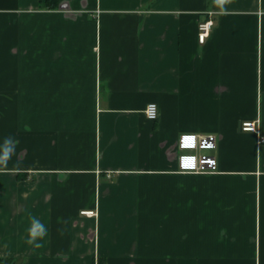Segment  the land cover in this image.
Masks as SVG:
<instances>
[{"label":"crops","instance_id":"0c3cea01","mask_svg":"<svg viewBox=\"0 0 264 264\" xmlns=\"http://www.w3.org/2000/svg\"><path fill=\"white\" fill-rule=\"evenodd\" d=\"M254 120L264 134V0H0V260L264 264ZM183 135L216 139L194 154L217 172L179 169Z\"/></svg>","mask_w":264,"mask_h":264},{"label":"built area","instance_id":"2783aa9c","mask_svg":"<svg viewBox=\"0 0 264 264\" xmlns=\"http://www.w3.org/2000/svg\"><path fill=\"white\" fill-rule=\"evenodd\" d=\"M214 22L212 19H207L199 24L198 38L200 43H204L211 34ZM145 115L148 120L156 121L159 116V109L155 103H150L146 106ZM243 132H251L257 135L258 144H264V134L259 129V120L245 121L241 125ZM216 148V139L213 136L206 138H197L195 135H183L179 139V169L183 172L196 173H214L218 171L216 158L201 154L196 155L194 151L213 150ZM87 216H96L94 211L84 212Z\"/></svg>","mask_w":264,"mask_h":264},{"label":"clouds","instance_id":"9594fccd","mask_svg":"<svg viewBox=\"0 0 264 264\" xmlns=\"http://www.w3.org/2000/svg\"><path fill=\"white\" fill-rule=\"evenodd\" d=\"M13 154V140L11 137L5 139L4 143L0 145V171L5 169V166L11 159ZM31 224L28 228V244H34L35 247H40L37 243V238H42L47 234V229L43 223L35 216H30Z\"/></svg>","mask_w":264,"mask_h":264},{"label":"trees","instance_id":"16d2710c","mask_svg":"<svg viewBox=\"0 0 264 264\" xmlns=\"http://www.w3.org/2000/svg\"><path fill=\"white\" fill-rule=\"evenodd\" d=\"M9 263H11V264H18L17 261H15V260H13L11 258L1 259L0 260V264H9Z\"/></svg>","mask_w":264,"mask_h":264}]
</instances>
